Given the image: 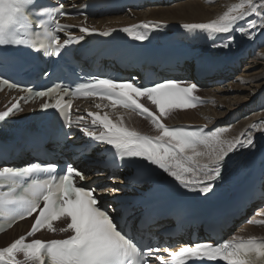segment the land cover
<instances>
[{"label": "snow or ice", "instance_id": "6c2138e0", "mask_svg": "<svg viewBox=\"0 0 264 264\" xmlns=\"http://www.w3.org/2000/svg\"><path fill=\"white\" fill-rule=\"evenodd\" d=\"M34 2L0 0V48L24 46L33 52L44 50L46 55L59 56L63 47L84 39L83 35L75 37L71 34L69 29L72 26L60 23L59 17L68 14L63 4L41 9L40 12L46 15L35 18L32 15ZM246 18L248 30L264 32V0H259V4L256 0H240L218 19L207 23H185L182 27L209 34H226L212 47L229 48L235 41L233 32L247 34L245 27H236L239 21ZM161 27L162 24L142 23L121 31L133 36L139 29L152 32ZM80 31L85 35L95 32L88 27H81ZM61 33L66 35L62 43ZM102 35L108 36L109 33ZM133 38L142 42L147 36L141 33ZM0 84L18 87L8 79H0ZM196 88V83L181 86L176 79L140 86L138 77L123 80L94 77L90 83L79 85L77 91L83 89L85 95L95 94L101 99H108L112 107L121 104L146 114L159 130L155 136L143 135L126 127L122 121L113 122L107 114L97 112L90 113L91 124H84V118L79 116L73 121L71 102H62L61 99H56L55 103H43L40 111L58 110L69 132L75 127L90 140L109 146L118 157V166L130 164L143 170L147 175L142 180L148 186L142 196L141 218L152 220L161 215L157 203L159 189L155 187L156 181H159L157 170L171 177L185 191L207 198L217 181L222 179L231 154L255 146L251 131L243 134L244 139L226 141L220 138L225 131L223 127L205 132L188 130L184 126L170 127L161 122V117L170 109L194 106L196 97L193 91ZM28 91L32 94L31 89ZM56 91V87H51L35 92V96L51 97ZM62 92L64 95L71 94L67 87ZM141 96H146L160 115L140 104L138 100ZM17 111H20L19 102L6 111H0V122L6 123L11 114ZM95 128L100 130H90ZM57 169L58 165L52 162L0 168V216L23 219L38 211L32 230L27 233L29 237L44 226L52 229L53 221L65 217L70 222L61 231L71 230L72 233L66 239H32L30 242H26V236L22 235L0 248V264H26L27 261L31 264H197L202 260L224 261L226 264H264V241H258L255 236H249L246 240L229 239L217 244H185L179 251L145 243L126 231L121 224V217L127 209L121 204H104L102 193H97L91 185L83 184L86 177L82 170L72 163H67L60 174H57ZM105 191L116 193L119 189L105 188ZM172 212L181 216L185 209L176 207ZM19 253L24 255L25 261L17 259Z\"/></svg>", "mask_w": 264, "mask_h": 264}, {"label": "bare ground", "instance_id": "6f19581e", "mask_svg": "<svg viewBox=\"0 0 264 264\" xmlns=\"http://www.w3.org/2000/svg\"><path fill=\"white\" fill-rule=\"evenodd\" d=\"M240 0H184L179 3H170L169 5L154 6L151 8H145L140 12H130V14H124L116 17H100L90 20V27L94 29H107L113 28L125 23L136 22L140 20L156 21L160 24L165 25L167 28L176 29L185 23H207L211 20L218 19L227 11L232 5L237 4ZM259 4V0H256ZM255 19V17H252ZM246 20H241L237 23L236 27H245ZM170 30L166 32L168 34ZM246 32L251 33V30L246 28ZM235 36V42L239 46L244 47L248 41L241 37L240 32H233ZM213 34L203 32L202 36L207 37ZM226 36V34H220ZM252 39L264 40V32L256 31L253 33ZM251 39V40H252ZM255 42V41H254ZM253 42V43H254ZM252 43V44H253ZM227 48H215L214 53L217 54ZM231 52H236V47L230 48ZM253 62L249 67L248 74H239L235 79V83L228 86L213 87L202 91V95L213 99V102L205 106L181 110L171 109L169 116L174 120L181 122L195 121V122H206L211 123L220 117L227 116L229 112L241 109L245 106V103L256 100L257 97L264 94V63L260 69H257L254 65L258 62L257 58L264 60V44L258 48ZM257 59V60H256ZM264 62V61H263ZM255 63V64H254ZM257 66V65H256ZM254 70V71H253ZM252 83V87L249 92L243 85ZM233 92L234 96L230 94ZM262 93V94H261ZM229 94V96H228ZM116 122L122 121L126 127L134 129L136 131H146L148 129L143 126H149V124L140 118L133 116L130 113L124 111H114L111 116ZM176 118V119H174ZM225 131L220 134V138L226 141H234L236 139H244L243 134L251 131L252 135L258 134L260 137H264V111L249 114L248 117L233 124L229 127H224ZM258 141L255 140V145ZM239 151L231 154V161L240 159L244 153ZM258 215L254 216L253 223L250 222L241 226L234 238H248L249 236L264 237V209L257 211ZM17 231H10L9 234H5L0 239H7V241L15 236ZM5 236V237H4ZM1 241V240H0ZM6 241H1L0 246Z\"/></svg>", "mask_w": 264, "mask_h": 264}, {"label": "rangeland", "instance_id": "374dc122", "mask_svg": "<svg viewBox=\"0 0 264 264\" xmlns=\"http://www.w3.org/2000/svg\"><path fill=\"white\" fill-rule=\"evenodd\" d=\"M184 1V0H183ZM202 1H204V0H202ZM179 2H181V1H178V2H176V3H179ZM238 3H240V1L238 2ZM247 34L245 35V34H241V37H242V41H243V39H245L246 41H248L247 43H249V42H251V43H253L255 40H256V38L255 39H249V36H251V37H254V35H253V32H251V33H248V32H246ZM255 58V57H254ZM254 58H253V60H254ZM258 59V60H257ZM256 60L258 61L254 66L257 68V69H260V67L263 65V61L260 59V58H257ZM252 60H249V62L244 66L246 69L244 70V72H242V73H240V74H242V75H246V74H248V70H249V67L251 66V62ZM248 64H250L249 66H247ZM262 64V65H261ZM257 65V66H256ZM259 65H261V66H259ZM247 66V67H246ZM254 71V70H253ZM252 83H249V84H246V85H243V87H246L248 90H247V92H249L250 91V89H251V87H252ZM232 94H230V96L231 97H233L234 96V94H233V92H231ZM228 96H229V94H228ZM229 96V97H230Z\"/></svg>", "mask_w": 264, "mask_h": 264}]
</instances>
